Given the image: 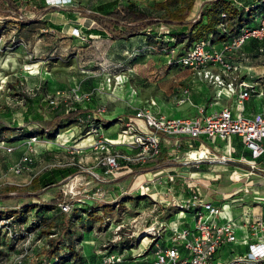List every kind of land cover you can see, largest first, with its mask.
I'll return each instance as SVG.
<instances>
[{
	"label": "rangeland",
	"instance_id": "rangeland-1",
	"mask_svg": "<svg viewBox=\"0 0 264 264\" xmlns=\"http://www.w3.org/2000/svg\"><path fill=\"white\" fill-rule=\"evenodd\" d=\"M30 1L46 4L45 0ZM128 1L140 7H151L163 0H63L57 5L107 11ZM263 1L259 0L251 23L258 19ZM170 35L172 32H162L159 26L147 34L162 41L166 48L174 44ZM200 35L196 39L206 36ZM143 40L141 35L127 41L111 40L92 21L81 18L76 12L61 14L54 11L21 28L0 23V128L8 129L0 133V192L8 191L10 187L32 191V178L54 169L71 167L81 171L67 183L47 191L41 196L40 203L25 199L0 202V212L22 213L19 218L14 215L0 219V264H32L42 259V250L58 231L61 214L58 207L40 204H48L62 190L68 192L70 198L102 201L101 204L109 206L102 213L98 208L83 205L79 207L83 211H76L79 219L72 218L91 258L105 252L117 256L121 263L124 260L144 262L162 249L168 230L165 216L177 205H183L184 200L162 209L160 204L157 206L146 197L155 191L142 189L143 195L139 196L140 186H149L150 180L157 184L160 176L138 184L131 192L130 185L126 187L125 182L117 184V193L108 198L105 191L109 185L103 183L114 177L121 162L140 152L131 143L126 125L133 123L127 116L134 117L137 97L157 95L160 99L171 100L176 90L188 84L186 69L167 66L163 50L153 52ZM217 40L222 39L217 37ZM176 41L178 48L190 42L187 38ZM235 58L238 78L245 79L254 89L249 95L253 97L258 93L264 99V51L245 46ZM75 94L79 95L78 101ZM21 95L30 97L32 104ZM192 95L194 100H206L198 92L193 91ZM75 105L87 108L90 114L78 117L76 124L51 136L36 133L39 129L46 130L51 113ZM170 109L173 116L179 117L180 113ZM100 114L111 115V118H101L102 121L116 120L119 128L124 130L113 133L115 144L105 140L104 128L109 124L98 126L95 117ZM112 124L107 131L116 127ZM33 135H36V141L28 143ZM5 144L12 147L11 152L2 149ZM129 146L134 147L133 150ZM26 152L30 161L17 172L15 166ZM114 154L119 155L117 167L106 172L103 162ZM99 166L105 167L103 174L98 170ZM222 166L216 165V168ZM199 180L202 185L197 184V190L202 194V190L210 191V180L219 179ZM183 181L188 179L168 178L167 186H171L175 195L182 191L180 187L186 183ZM130 196H135L132 201ZM164 210L167 211L161 215ZM48 228L52 232L49 236L44 234ZM80 243L75 245L76 253L80 252ZM65 244L62 240L59 253L66 252Z\"/></svg>",
	"mask_w": 264,
	"mask_h": 264
},
{
	"label": "crops",
	"instance_id": "crops-1",
	"mask_svg": "<svg viewBox=\"0 0 264 264\" xmlns=\"http://www.w3.org/2000/svg\"><path fill=\"white\" fill-rule=\"evenodd\" d=\"M204 1L209 0H195L192 10L188 16L189 19L198 16L197 11ZM227 1H229L231 6L237 11H242L243 17L248 16L249 13H251V16H253V11H255L259 6V0ZM56 11H60L61 14H73V12L69 11ZM260 14L255 23L250 22L248 25H257ZM45 15H43L41 18H43ZM248 17L250 18V16ZM4 20L9 19H3L0 16V23H4ZM12 21L15 22L16 19H12ZM205 22L206 17L204 16L202 18V23ZM3 25L4 24H1V26ZM12 25L16 24L12 23ZM160 29H162V32H172L174 30H180L179 28L172 26H160ZM217 29L219 28L217 27ZM143 37V41L145 42V36ZM207 37V39L211 42L210 45L213 48H220L225 41L229 40L223 39L220 41H216L217 36L214 34H209ZM245 46L252 48L254 51H264V41L260 42L254 39H248L240 48L228 54L229 58L234 61V63H236L235 60H237L235 56L238 53L241 54ZM179 68L186 69L185 71L188 82L187 85H185L180 90H176L177 92L172 96L171 100L167 101L164 99H160L157 95L151 97H137L138 100H136V110L141 108L144 105L145 101L153 100L156 102L155 106H151V110L154 113L172 117L173 113L170 108H173V110H176L178 113H180L179 116L181 117L199 116V110L202 108L203 113H210L221 108H228L234 114H241L245 116L252 115L258 111L264 112V99L261 95L259 97L254 95L252 97V95L250 94L246 99L239 103L237 101V88H234V90L231 91L227 90L224 87H219L203 79H199L190 69L184 67ZM210 87H212V91L210 90ZM184 89L188 90V100L180 105H175L174 99L180 96ZM193 91L202 94V96L206 99L205 102L194 100V97L192 95ZM75 100L78 101L77 99ZM76 108L83 109L79 105H75L68 110L53 112L51 114L62 115L67 111ZM84 110V113L80 116L85 117V114H90V111L87 108ZM190 112L194 114L189 115ZM100 115L95 117V119L97 120L98 118H111V115L109 114L107 115V117H105V115L103 114ZM78 117L76 118V120L78 119ZM127 117L128 119L133 120V123L131 124L134 125L137 130L139 128L138 131L140 133L143 132V134H146L152 130L151 128L146 126L142 119L135 118V116L132 118L130 116ZM115 121L116 120L112 122V120L110 119H107L106 121L109 126L112 123L116 125V127L111 129L112 131H107L109 128H111V126H107L104 128L105 140L111 141L112 144H115V134L113 133H117L118 130H121V128H119L118 126V122ZM103 122L105 121H102L100 123L98 122V126L103 125ZM74 124H76L75 121L72 123V125ZM128 137L132 140V136ZM160 137V152L156 156L150 157L142 162H121L118 170H116L114 173V177H110L108 181H103V183L109 185L108 187H106L107 190L105 191V193L108 195H106V197L108 198L109 195L115 196V193H117V184H122L125 182L126 187L130 185L129 190L131 192V190H133V187L137 186L138 184L147 183V180L156 176H160L161 180H159L157 184L154 180H150L149 186H140L141 194L139 196L143 195L142 189L146 190V192L148 190L155 191L152 193L150 192V194H146L147 199H151L155 205L160 204V207L162 209H166L169 204L175 205L177 201L180 202V200H189L191 199L192 194H197L200 197L201 202L210 203L218 207V214L213 218V220L220 223L230 222L235 232V243L226 244L225 246H223L216 258L225 260L235 255L246 254L249 244L259 242L261 236L264 238V232L259 233L255 236V233L252 229L257 222L264 221V175L262 174L264 173V153L256 159L252 158L249 151L245 148L242 138L237 136H230L227 138L214 136L209 138L204 135H200L199 137L193 138L188 135H164L160 133ZM260 144L264 148V140H262ZM129 147H131L132 150L134 148L132 146ZM193 157H195V159H193ZM216 165L223 166L216 168ZM152 167L156 168L151 171L136 174L134 176H126L121 181H114L117 177L126 175L133 169H148ZM98 170L101 171V174H103L105 167L99 166ZM168 178H178L180 180L188 179V181H183L186 183L185 185H182L180 187L182 191L179 193L175 192L174 195V193L171 192V186H167ZM193 178L195 179L193 180ZM199 178H218L219 180H210V182H212L210 183L209 187L210 191L206 192L202 190L203 193L201 194L197 190V184L202 185V182H200L202 180H199ZM224 178H227V180H224ZM130 197L132 201L135 196ZM93 202L98 203L94 200ZM173 210L169 211V213H167L165 216L167 218L166 224L168 225V230H166V237H168L169 231L171 230L193 228L195 224L196 219L191 212L185 210L181 212L177 210L176 207ZM175 210L177 211L175 212ZM166 211H161V215H163ZM170 213H172V215ZM83 242L80 243V252H77V254L80 257L88 260V262L97 264L100 258L106 255V253L104 252L99 253L96 257L91 258L92 254H89V251L86 248L87 245H85ZM167 245L168 243L165 239L162 245V249ZM151 258H147L146 260H144V262H140V260H136L133 262H131L132 260H124V262H120V264H145Z\"/></svg>",
	"mask_w": 264,
	"mask_h": 264
},
{
	"label": "built area",
	"instance_id": "built-area-1",
	"mask_svg": "<svg viewBox=\"0 0 264 264\" xmlns=\"http://www.w3.org/2000/svg\"><path fill=\"white\" fill-rule=\"evenodd\" d=\"M61 1L63 0H45L46 4H57ZM221 17L224 18L225 14L221 13ZM218 28L225 32L226 23L219 24ZM248 39L264 41V8L257 25L240 27L238 34L225 41L220 48H213L208 39H200L181 50L177 44H174L168 51H165L166 64L169 67L190 69L199 79L227 90L231 91L237 88V101L241 103L253 91V87L244 79L238 78L235 72L236 65L228 54L240 48ZM173 41L175 43V40ZM187 94L188 90L184 89L180 96L174 99L175 105L186 102ZM255 95L259 97L261 94L256 93ZM74 98L78 100L79 95L75 94ZM155 104L156 102L153 100L145 101L144 105L134 113L135 118L142 119L146 126L152 129L149 133H140L131 123L126 124L127 131L132 136L131 143L140 151L137 156L127 158L128 161L142 162L156 156L160 152V133L188 135L193 138L200 135L209 138L237 136L242 138L243 144L252 158L256 159L264 153V148L260 144L264 140L263 111L245 116L234 114L228 108H221L210 113H203L202 108L199 110V116L172 117L154 113L151 106H155ZM34 141H36V136L29 137L28 143ZM2 149L6 152L12 151L9 144L3 145ZM28 150L30 151L31 148L29 147ZM118 158L119 155L114 154L105 159L103 164L106 167V172H111L113 168L117 167L116 160ZM29 161L30 157L26 152L15 166L16 171H21ZM62 194L66 199H73L65 190H62ZM71 207L72 205L66 200L59 204L61 212L65 214L71 211ZM176 207L181 212L185 210L193 214L196 219L193 228L169 231L166 238L168 245L155 252L145 264H264V238L262 236L259 242L248 245L246 254L235 255L225 260L216 258L223 246L236 241L235 232L230 222L220 223L213 220L218 214V207L201 202L197 194H193L191 199ZM252 229L255 236L264 232V221L257 222ZM120 262L117 256L106 254L100 258L97 264H120ZM84 264L96 263L86 262Z\"/></svg>",
	"mask_w": 264,
	"mask_h": 264
},
{
	"label": "trees",
	"instance_id": "trees-1",
	"mask_svg": "<svg viewBox=\"0 0 264 264\" xmlns=\"http://www.w3.org/2000/svg\"><path fill=\"white\" fill-rule=\"evenodd\" d=\"M194 2L195 0H163L155 2L151 7H140L132 1H128L126 3H119L107 11H100L87 7H63L57 4H44L43 2L30 0H0V16L3 19H9L4 20V23H14L17 28H21L36 22L48 12L56 10L76 12L81 18L92 21L101 32L111 40L127 41L132 37L143 35L145 36V43L150 46L153 52L163 50L164 53L177 43L176 40L187 38L191 42L194 38L196 39L198 36H201L200 34H206L203 39L208 38L207 36L209 34H214L222 40H230L238 34L240 27L247 26L252 19L251 13L248 14L250 18L248 16L243 17L242 11H237L227 0L204 1L197 11L198 16L189 19L188 16L192 10ZM262 4L263 9L264 1ZM29 13L31 14V17L27 16ZM221 13L225 14L224 18L221 17ZM204 16L206 17V22L202 23V18ZM12 19H16V21L13 22ZM224 22L226 23L225 32L217 29L219 24ZM158 26H172L180 29L178 31H172V35H170V40H175V43L172 40L174 43L172 46L166 48L162 41L154 39V36H147L149 30ZM200 39L201 38H198L191 43L189 42L190 44L188 43V45L180 47V50L182 48H187L193 42ZM21 98L27 103L32 104L33 102L32 99L26 95H21ZM84 111V109L76 108L69 110L62 115L50 114L46 130L41 131L39 129L36 133L39 136L43 133L51 136L55 132L59 133L66 130L74 121H76L78 116L84 113ZM96 121L100 123L102 122V119L98 118ZM105 122H103V126H107L108 123ZM3 131L6 132L8 129L1 127L0 133ZM155 168L156 167L148 169L136 168L126 175L117 177L114 181H121L126 176H134L142 172L151 171ZM80 172L81 171L70 167L62 169L58 168L53 171L51 170L50 173L46 175L32 178V191L17 190L15 187H10L8 191L0 192V202H7L14 199H25L40 203L41 196L47 191L67 183ZM262 174L264 175V173ZM65 200L72 205L69 214L61 212L59 208V204ZM101 203L102 202L94 203L90 208H98L104 213L109 206ZM40 205L45 207H58L61 216L57 227L58 231L54 233L55 237L51 238L48 242V246L42 250V259L38 262H32V264H84L88 262V260L80 257L75 252V245L81 242V233L77 231L75 223L72 221L73 217L79 219L80 215H78L76 211L82 209L79 207L86 204L81 203V199H66L61 192H58L55 195V198H53L48 204ZM80 211L83 210H79L78 212ZM82 213L85 214V212ZM14 215L19 218L22 216V213L20 211L5 210L0 212V219H6V217H12ZM44 234L49 236L52 232L48 228L44 231ZM62 240L66 241L65 253L58 252Z\"/></svg>",
	"mask_w": 264,
	"mask_h": 264
},
{
	"label": "water",
	"instance_id": "water-1",
	"mask_svg": "<svg viewBox=\"0 0 264 264\" xmlns=\"http://www.w3.org/2000/svg\"><path fill=\"white\" fill-rule=\"evenodd\" d=\"M81 203L89 205V206H93V200L90 199H81Z\"/></svg>",
	"mask_w": 264,
	"mask_h": 264
}]
</instances>
